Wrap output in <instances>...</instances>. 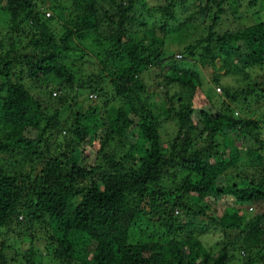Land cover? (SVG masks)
<instances>
[{
  "label": "trees",
  "instance_id": "16d2710c",
  "mask_svg": "<svg viewBox=\"0 0 264 264\" xmlns=\"http://www.w3.org/2000/svg\"><path fill=\"white\" fill-rule=\"evenodd\" d=\"M53 2L56 18L43 20L40 0H0V151L20 156L18 169L0 165V264H42L43 256L52 264H228L236 249L240 264H264V116L240 103L254 97L264 106V17L217 33L221 0ZM209 2L216 10L205 36L182 47V61L166 54L168 29L186 30ZM185 4L194 8L180 22ZM230 6L240 18L237 1ZM90 60L98 74L82 75ZM189 60L210 69L204 93ZM41 81L94 94L106 82L110 99L101 113L65 118L62 108L46 111L35 92ZM166 123L173 137L161 142ZM175 211L201 219L181 238ZM152 219L169 241L130 240ZM203 220L225 238L214 251L198 238L211 226ZM12 234L15 245L44 237L45 251L5 244Z\"/></svg>",
  "mask_w": 264,
  "mask_h": 264
},
{
  "label": "rangeland",
  "instance_id": "374dc122",
  "mask_svg": "<svg viewBox=\"0 0 264 264\" xmlns=\"http://www.w3.org/2000/svg\"><path fill=\"white\" fill-rule=\"evenodd\" d=\"M59 1L62 0H54L53 4L56 5ZM148 1V5L147 8H150L154 5H158L160 4V0H147ZM216 1H220V0H216ZM221 7L223 8V12L219 13L217 16L219 17V22L216 24V31L217 33H220L226 29H235L238 26H245L248 24H251L257 20H259L260 18L264 17V9H263V5H262V0H255V4L253 6L248 5L249 2L251 0H236L237 1V7H236V11L242 15L240 18H234L232 10H231V6L230 4L232 3L233 0H221ZM235 1V0H234ZM201 6H203V3L206 2V0H201ZM185 6H187V8H184V11L181 9H178L175 13V16L177 18L178 21L182 22L183 19L186 18L187 14L189 13V10H191L192 8H194V6H192L191 4H185ZM209 6V11L205 13H201L198 16V19H196L194 21V23L192 24H188L187 27H185L186 30H176V29H168L167 33H166V37H165V42H164V48H165V53L166 54H171L173 55L174 59L180 60L182 61L183 59V55L181 53L182 47L187 46L190 43H193V41L195 39H199L200 37L203 38L205 36V32L203 30V26L204 24L208 23V21H210V18L212 16V14L215 12V7L213 5V3H208ZM51 5L48 3V0H40V3L38 4V8H37V12H39L41 19L43 20H49L50 17H54L52 16L51 13ZM138 9V7H137ZM142 11V10H141ZM144 12V10L142 11ZM48 14V15H46ZM151 16L155 17L156 19L163 21L164 18L161 17L158 14H152ZM206 16V17H205ZM257 17V18H256ZM234 18V19H233ZM5 20H6V16L4 15V13L0 12V29L2 28V26L5 25ZM167 24H171V26L173 27V22L166 20ZM198 52V50H197ZM196 52V53H197ZM217 61V60H216ZM190 63H193L194 65H190V64H186L184 67H192L193 69H196L197 71H199L200 73V77L202 79V91L203 93L210 87L213 86V84L210 81V69H205L203 68L202 64L199 63L197 60H189ZM218 62V61H217ZM94 64V66H93ZM220 64L216 63L215 67L219 66ZM83 74H93V75H97V69L95 67V60H90V62L84 66H82V75ZM148 74H153L152 72L147 73L145 75L146 79H147V85L151 84V80H148ZM106 77V76H105ZM238 77H233V76H229L226 80L233 84V85H238L239 82L234 81L233 79H237ZM264 79V76H263ZM106 81V80H105ZM78 85L77 84V80L73 81V87ZM243 84H241L242 86ZM100 87L103 90V93L96 92L98 94H94L91 91H88L87 88L85 90L83 89H78V88H64L63 85H60L58 87L54 86L53 84H49L47 82L41 81L40 84L37 83V88H35V92L38 93L39 96L42 97V102L44 104V106H46V111L47 112H51L52 109L55 108H62L64 109V113L63 116L66 118L67 116H70V113H74V112H79V113H83L84 111L90 112H97V113H101L103 110V103L104 101H107L110 99V95L109 93L110 91V87L107 88L106 87V82L105 84H103L102 86L100 85ZM56 88L60 89V93L51 95V97L49 99H46L45 97L47 95H49V93H52L53 91L56 90ZM55 89V90H53ZM215 89V88H214ZM216 90V89H215ZM264 91V85H263V89ZM34 92V91H33ZM216 92V91H215ZM259 91L258 89H256V94H258ZM261 93V92H260ZM47 94V95H46ZM170 95H175V93H172L171 91L168 93ZM54 96V97H53ZM158 98L161 95H157ZM154 97V96H153ZM152 97V98H153ZM254 98V97H253ZM253 98H246V102L242 103L243 97H241L240 99V103L246 108L251 109L253 111V113L251 114L252 117H262L264 116V106H259V104L256 103V100H254ZM155 100H158L157 98ZM215 101H217L219 103V99H215ZM41 102V101H40ZM155 102H159L155 101ZM173 103L174 106L177 105V103L175 102V100L173 99ZM204 107H207L206 105H203ZM102 109V110H101ZM235 114V113H234ZM3 129H1L0 131H2ZM2 133V132H0ZM173 133H174V127L172 125V123H166L161 131H160V140L161 142H166L168 140H170L173 137ZM16 160H20V156L17 155V153H13L10 151L5 152L4 150L0 151V165L3 166L6 170H14L13 168H20V166L18 164L15 163ZM20 171V170H17ZM238 173L240 174L242 177L243 176V172L242 171H235L233 172V174ZM237 184H241V181L237 180V182L235 183ZM254 210H251L250 208H248L247 210H245L244 214L246 215L247 218H249L250 216H252L254 214ZM174 215L177 216L175 222H174V226L176 228H182V231L178 234L177 238H181L183 236V234H181L182 232L186 231V225L188 224V222H200L201 219L199 218H195L196 221L192 220V217L189 216H185L183 214H177V212H174ZM149 224L148 225H144L143 223H139V225L136 226L135 228V234L136 236L133 237L130 240H141L142 235L147 237L150 236V238L153 239L154 242H159V243H164L169 241L171 238L170 236L167 234V230L165 228L162 227L161 222L157 223L154 222V219H152L151 221H148ZM203 222L207 223L209 222V220H207V222L205 220H203ZM210 223V222H209ZM210 227L207 228L203 234H201L198 238L202 241V243H204L205 247L207 249H211L212 251L218 249V242L220 240L224 241L225 238L223 236V234L221 233V230L217 227L214 226V224L210 223ZM196 229V228H195ZM37 230V227H34V231ZM197 230V229H196ZM40 231V230H39ZM43 229L41 228V234L43 233ZM32 234V233H30ZM17 238V235L15 234L13 236L9 235L6 237V239H4V243L5 244H10L13 242L14 239ZM19 238V237H18ZM39 239L36 240H31L28 238L27 235H23L21 236V242L22 244L20 245V242L17 243V245H15V242H13V244L15 245V249H17L19 246L21 249L25 250L30 244H32V247H34L35 249H37L39 252L43 253V251H45V244L43 243V239L44 237H39ZM13 239V240H12ZM1 240L3 241V238L0 236V242ZM219 240V241H218ZM44 255V254H43ZM241 256H243L242 254V250H235L232 253L230 252V259H229V263L228 264H240V260H241ZM44 260L42 264H45V260L47 259L46 264H52L49 263L50 260L48 257L43 256ZM24 264V262H21ZM54 264V262H53Z\"/></svg>",
  "mask_w": 264,
  "mask_h": 264
},
{
  "label": "built area",
  "instance_id": "2783aa9c",
  "mask_svg": "<svg viewBox=\"0 0 264 264\" xmlns=\"http://www.w3.org/2000/svg\"><path fill=\"white\" fill-rule=\"evenodd\" d=\"M46 15H48V14H46Z\"/></svg>",
  "mask_w": 264,
  "mask_h": 264
}]
</instances>
